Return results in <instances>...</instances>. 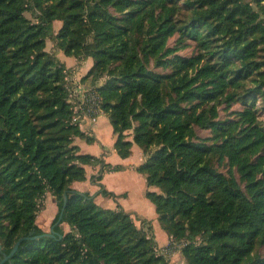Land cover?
<instances>
[{"label":"trees","instance_id":"1","mask_svg":"<svg viewBox=\"0 0 264 264\" xmlns=\"http://www.w3.org/2000/svg\"><path fill=\"white\" fill-rule=\"evenodd\" d=\"M180 2L0 0L4 253L22 237L45 234L37 216L47 193L59 207L52 226L68 197L55 227L62 238L24 241L6 264H170L150 222L139 227L120 205L102 208L90 192L72 187L86 180L85 165L101 162L96 181L124 168L80 154L74 144L87 137L72 122L65 65L46 50L56 21L62 23L58 48L77 60L93 59L82 80L109 76L97 91L116 136L114 148L123 159L134 144L142 150L145 159L136 171L171 238L167 249L181 251L187 264H264L255 254L264 246V126L253 108L238 120H218L220 102H233L238 90L257 100L264 86V0ZM180 8L190 13L183 28L175 20ZM177 31L194 37L201 51L175 55L178 49L168 42ZM151 61L170 72L150 70ZM248 82L255 90H247ZM196 127L211 130L214 142L201 139Z\"/></svg>","mask_w":264,"mask_h":264},{"label":"crops","instance_id":"2","mask_svg":"<svg viewBox=\"0 0 264 264\" xmlns=\"http://www.w3.org/2000/svg\"><path fill=\"white\" fill-rule=\"evenodd\" d=\"M56 57L61 63L65 64L68 69L73 67L76 63H80L76 58L67 56L63 51L56 53ZM81 63H84L85 65L84 68L82 67V71L86 66L87 68L82 74L81 72L74 73L76 82L81 81L93 66V61L91 59L82 61ZM80 128L86 134L87 138L93 139L91 142L87 141V138L75 139L74 144L79 147L80 154L94 156L95 158L100 159L104 164H109L111 166L120 165L124 169L118 172H105L103 173V180L96 181L94 177L102 174L103 166L101 162L93 165H85L86 180L83 182H76L72 187L80 192H90L95 197L97 205L102 208L117 209L120 205L124 211L133 216L139 227L143 226L141 223L143 220L150 222L152 234L159 249L165 254L169 263L174 264L176 259H179L182 264H187L181 251L167 249L171 243V238L162 229L158 220L155 205L146 196L149 188L145 177L143 176L144 178H141L136 171V168L144 161V155L140 147L134 144L131 156L126 159L121 158L114 148L116 136L112 124L108 116L104 113L100 115L95 124H83ZM110 177H131L136 180L139 179L143 183V188L139 192H134V190L130 189L126 183L123 185L111 183L108 181ZM104 190L113 193L115 198L105 196L103 194ZM152 190L157 191L156 189Z\"/></svg>","mask_w":264,"mask_h":264},{"label":"rangeland","instance_id":"3","mask_svg":"<svg viewBox=\"0 0 264 264\" xmlns=\"http://www.w3.org/2000/svg\"><path fill=\"white\" fill-rule=\"evenodd\" d=\"M186 0H181L179 6L182 7L184 2ZM253 0H246V2H252ZM27 18H29L32 21H35L33 15L31 13L26 14ZM190 13L189 11L185 10L184 8H180V10L177 12L175 20L179 21V28H183V26H186V23L189 20ZM62 27V23L60 22H54L52 25V35L47 39V46L46 50L47 52L53 54L56 57V53L62 52L58 48V41L56 39L57 34L59 33L60 28ZM168 46L170 48H177L178 51L175 55L177 56H183V57H191L201 51V48L198 45V41L194 39V37L185 36L183 32L177 31L173 37L170 38L168 42ZM57 58V57H56ZM207 58H210V54L207 56ZM80 60V61H79ZM73 67L68 69L65 64V68L67 71V78H66V85L69 90V103L72 106L73 114H75V109L77 107V104H79V96H75L73 93V86L74 81H76V78H74L75 72H81L84 73L85 69L82 71V67L84 68V63L82 62V59H79ZM93 61V59L91 58ZM86 63V62H85ZM94 64V62H93ZM149 69L153 70L160 74H167L170 72V69H162V68H156L155 62L151 61L149 64ZM109 76L107 74L101 76L96 82H92V80H86L83 82V80L80 81V83L84 86L86 89H95L97 91V88L102 87L105 85L106 81L108 80ZM257 85L252 82H248L246 84L247 90H255V87ZM98 92V91H97ZM239 97L236 98L233 102L227 103L225 101H222L218 104V111H219V118L220 121H229V120H238L239 114L244 111L247 108H253L254 111L258 115V120L261 123V125L264 126V86H262L261 91L258 93L257 100L253 99L252 97L243 98V91L238 90ZM73 121V119H72ZM197 135L204 140H208V143L212 144L214 134L211 130H205L201 129L199 127H196ZM126 134H132L131 132H127ZM131 136V135H129ZM145 159V157H144ZM144 162V161H143ZM216 168L223 172L227 173L229 171L228 165L223 164L219 165L216 163ZM138 173V172H137ZM138 176L141 178H144L140 173H138ZM111 183H116L119 185L127 184L130 189L134 190V192H139L143 188V183L141 180H136L134 178L128 177V178H120V177H110L108 179ZM145 184V181H144ZM59 207L58 203L55 199V197L51 193H47L44 197L43 201L40 203V211L38 212L37 216V225L45 232L50 233V230L52 228V223L56 216L58 215ZM62 228L65 232L69 231V227L66 224L62 225ZM151 236L153 234L151 233ZM176 251V250H172ZM255 254L257 256H261L264 258V246H258L256 249ZM174 264H182V262L179 259H176Z\"/></svg>","mask_w":264,"mask_h":264},{"label":"built area","instance_id":"4","mask_svg":"<svg viewBox=\"0 0 264 264\" xmlns=\"http://www.w3.org/2000/svg\"><path fill=\"white\" fill-rule=\"evenodd\" d=\"M73 93L79 96V104L73 114V123L79 124H95L100 115L103 114L101 108L102 99L99 93L94 89H86L80 81H74Z\"/></svg>","mask_w":264,"mask_h":264},{"label":"water","instance_id":"5","mask_svg":"<svg viewBox=\"0 0 264 264\" xmlns=\"http://www.w3.org/2000/svg\"><path fill=\"white\" fill-rule=\"evenodd\" d=\"M67 201H68V197H67V194H65V196H64V207H63V209L61 211V214L59 216V219H58L57 223L54 226H52V228L50 230V233H45V234H43L41 236H38V237H32L31 236L32 234H30V236H25V237L20 238L18 240V242L13 246V248H12V250H11V252L9 254L4 253L3 247L0 246V253L2 254V258L0 260V264H6L7 262L11 261L12 258L14 257V255L18 252L22 242H24V241H27V240H30V239H39V238H44V237H55V235H59L60 238H62V235L55 231V227L62 223V220H63V217H64V211H65V208H66V205H67Z\"/></svg>","mask_w":264,"mask_h":264}]
</instances>
